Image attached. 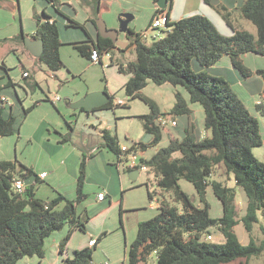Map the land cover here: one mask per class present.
Wrapping results in <instances>:
<instances>
[{
	"label": "trees",
	"instance_id": "trees-1",
	"mask_svg": "<svg viewBox=\"0 0 264 264\" xmlns=\"http://www.w3.org/2000/svg\"><path fill=\"white\" fill-rule=\"evenodd\" d=\"M93 1L94 17L81 23L72 17L76 12L72 4L59 0H36V29L30 36L44 41V50L36 59L53 72L64 66L60 47L62 29L66 27L85 32V39L72 41L71 44L88 59L93 49H97L100 56L109 53L113 64L116 50L124 52L131 46L135 49V60L126 63L118 60L117 65L120 72L129 74L124 84L129 99L141 97L149 105V112L140 114L139 118L150 140L135 141L131 148L146 150L158 145L164 132L169 135L167 146L141 160L148 172L155 173L156 186L171 192L173 201L162 200L158 214L138 223L136 238L127 246L128 264H144L153 252L157 255L156 264H227L238 259L249 261L261 255L264 237L258 241L251 233L259 224L264 236V225L258 216V211L264 209V161L255 156L253 148L263 144L264 133L260 119L248 109L234 89V78H227L216 65L224 56H228L241 77L252 75L243 56L250 52L264 56V0H241L237 7L241 16L256 26V34L237 28L232 9L222 0H203L232 28L231 35L222 34L213 21L203 14H192L172 21L170 12L173 0H169L166 8L162 9L168 16L163 29L166 34L154 37L147 43L144 32L130 27V34H126L129 44L125 49L117 47L111 38L99 34L97 18L102 9L100 0ZM65 10H69L70 14ZM65 20L69 23L65 24ZM90 27L97 30L95 35L89 32ZM25 36L21 33L17 38L25 44ZM256 73L264 80V67ZM24 78L32 89L37 87L33 76ZM150 81L157 85L170 83L182 86L188 95L184 96L183 91L177 90L173 107L163 112L156 101L141 94ZM17 85L10 75V68L2 62L0 136L19 134L27 114L39 103L36 101L30 107H24ZM2 95L13 101L4 103ZM113 100L111 95L110 102L97 109L111 107ZM195 103L204 110V128L207 132L204 136L195 121L188 120L192 114L190 105ZM256 107L264 115V105L257 104ZM79 109L85 110L83 107ZM160 115H170L178 121L187 118V122L184 127L178 122L176 126L167 128L159 122ZM102 138L109 150L122 154L117 135L105 128ZM67 140L69 138L65 137L61 143ZM220 163L244 190L246 199L243 200V208L237 203L234 187L212 178L215 166ZM31 172V167L17 160H0V264H18L21 259L32 256L43 258L46 239L68 224L69 233L60 243L64 251L72 231L80 229L87 232V222L111 204L107 196L106 205L89 211L87 219L83 220L76 207V202L85 198L83 170L77 175L75 200L63 194L52 199L37 197L32 184L26 185L23 194L17 193L13 181L15 178L25 179ZM181 178L193 184L197 202L180 186ZM208 189L221 201L223 213L219 217L210 214L206 198ZM148 194L152 199L153 192L149 190ZM240 222L250 234L247 243L241 241L235 230ZM211 226H217L222 232L223 242L207 239ZM101 236L96 238L94 245L75 249L73 255L64 258L60 264H91L94 248Z\"/></svg>",
	"mask_w": 264,
	"mask_h": 264
},
{
	"label": "rangeland",
	"instance_id": "rangeland-1",
	"mask_svg": "<svg viewBox=\"0 0 264 264\" xmlns=\"http://www.w3.org/2000/svg\"><path fill=\"white\" fill-rule=\"evenodd\" d=\"M174 1L175 9H177L183 0ZM120 2L124 4V8L134 6V8L139 10L137 16L130 21L129 26L135 31L144 32L147 43H150L154 37H163L166 34L163 30L164 28H154L151 26L155 11L153 0H117L113 5H109L106 11L99 16L106 22L108 27L111 26L112 22H116L120 14L123 13V9L119 6ZM74 6L77 9L78 16L82 17L83 9L81 6L76 2ZM36 7H38L36 0H0V64L5 62L10 68L11 77L18 83L16 88L18 94L23 99L24 107H30L36 101L44 103L40 108L37 105L29 111L20 127L19 134L0 136V160H17L28 167H32L37 172L42 169L48 170L47 173L50 176L53 175L57 178V184L63 186L65 194H70L67 197L75 200L77 199V192L74 194L70 193V186H68L72 176L70 172H67L66 166H60V160L69 150L79 146L80 140L78 136L74 137L73 140H67L64 144L62 143L63 147L61 149H55L54 146H51L52 152L50 153L46 148L43 149L45 145L47 146L48 138L55 136L54 128L56 123L60 125V130H69L70 123L62 117L59 111L61 103H65L67 98L76 95V93L85 95L93 91L102 90L108 91L115 100L119 99V97H124L123 99L128 103L127 107L120 106L115 111L112 107L101 109L109 110L110 122L113 124V129L110 132L113 135H118L120 145H126L127 147H132L134 140L142 139L144 142L150 140V136L144 132L142 120L139 118L140 114L149 112L150 108L141 97L129 99L124 88L129 74L118 70V60L126 63L136 59L133 46L124 52L116 50L113 64H111L110 55L107 54L102 59L103 63H93L91 59L82 56L74 45L71 44L72 41L70 40L75 34L63 28L60 54L64 66L60 70L53 72L49 70L46 64L39 62L28 51L25 44L17 38L22 32L26 37H30L32 34L33 28L36 26ZM232 11L234 25L237 28L247 29L256 34V26L250 20L242 17L239 10L233 8ZM129 13L131 12L129 11ZM214 13L216 16L212 15V19L218 30L222 34H232V28L226 24L222 16L215 12V10ZM117 26H120L119 21ZM124 35V33H121L120 37ZM252 57L251 54L243 57L246 66H255V62H257L258 66H264L263 57L258 56L259 58L257 59H253ZM216 66L224 71L222 73L227 78H234L232 79L235 81V84H233L235 85L234 89L237 90L236 92L248 109L260 119L264 133V115L256 107L257 104L264 105V91L261 94L254 95L249 93L248 90L245 93L243 91L245 86L244 88L240 87L237 83L238 80L235 79V75H232L236 70L228 57L224 56ZM24 70H28L30 76H33L37 81L38 84L35 89H32L27 79L24 78ZM178 88L183 91L185 96L188 95L184 87L179 86ZM175 91L172 84L157 85L150 81L141 90V94L156 101L160 108L167 109L174 102L173 93ZM53 95H59L62 101L58 99L54 102L51 99H47ZM192 105L195 109L193 119L204 136L207 132L204 128L203 107L197 103ZM115 112L117 115L114 114ZM106 124L107 122H104L103 126ZM55 143L57 144V142L53 144L55 145ZM168 143L169 135L164 132L162 141L158 145L150 146L144 150V154L139 157L138 162L142 158L151 157L159 148L167 146ZM79 150L81 149L78 148ZM253 152L257 158L264 161V142L262 145L254 147ZM48 155L54 159L57 170L54 171L53 168L48 167ZM73 166L71 165L72 168L75 167ZM77 167L78 175L81 172V163ZM86 170V172L84 170L83 182L85 198L76 202L78 215L83 220L87 219L89 211L105 206L108 200H105L102 204L97 202L98 190L101 187L98 186L93 177H90L91 166H87ZM155 177L154 172L144 171L141 177L133 181L136 184L135 187H127L124 194L121 192L111 194V204L102 208L100 212L87 222V232L80 229L72 231L65 252L62 255L58 249L61 241L69 233L70 226L68 224L46 239L45 256L43 258L40 259L37 256L25 257L18 264H60L64 258L71 257L75 249L82 248L87 244L89 238H97L99 235L102 236L94 248L91 264H105L107 261L110 264H128L127 246L136 238L138 223L154 217L159 212L158 201L162 199V194L160 193L161 189L156 186ZM212 178L234 187L237 203L239 206H243L246 194L236 184L233 175L227 172L222 163L215 166ZM147 182H149V188L154 191L153 199L148 196ZM179 184L183 190L190 194L195 202L198 201L196 190L190 181L181 178ZM51 187L44 180L38 184L36 193L45 196L42 197L44 199H51L52 196H55ZM104 193L106 195V192ZM171 195V192H165V196L168 199L172 197ZM206 198L210 206V214L213 217L221 216L223 213L221 201L214 195L211 189H208ZM170 201H173L172 198ZM176 204L181 207L180 204ZM258 216L260 222L264 225V209L258 211ZM209 232L212 234L213 241L223 242L225 240L217 226H211ZM236 232L243 242L246 243L249 240V235L241 222L237 225ZM251 235L258 241L264 237L259 224L255 226ZM156 259L157 255L153 252L144 264H156ZM227 264H264V251L261 255L252 257L249 261L238 259Z\"/></svg>",
	"mask_w": 264,
	"mask_h": 264
},
{
	"label": "crops",
	"instance_id": "crops-1",
	"mask_svg": "<svg viewBox=\"0 0 264 264\" xmlns=\"http://www.w3.org/2000/svg\"><path fill=\"white\" fill-rule=\"evenodd\" d=\"M59 1L62 3L68 2L69 4H72L73 6H74V3L76 2L81 6V8L83 9V16L82 17L78 16V12H77L76 8H75L76 12H74V14H72L73 19H75L78 22L85 23L89 18H93L95 15L94 9H93V5L95 3L93 0H59ZM240 1L241 0H222V2L226 6H228L230 9L235 8L236 10H238L237 7L239 6ZM115 2H117V0H100L99 4H100V8L102 9V11L100 12L99 16L101 15V13H104L106 11V9L109 5H113ZM153 3L155 5V11L153 14V17H154V15L156 14L157 0H153ZM173 5L174 6L172 7V10L170 12V17H171L172 21L181 19V18L188 16V15L198 13V14H203V15L207 16L208 18H210L214 22L212 17L216 16L214 13L215 9L212 8L211 6L207 5L203 0H183L181 5L177 9H175V1H174ZM119 6L121 7V9H123V13L120 14V16L117 18L116 22L111 23V26H109L110 28H118L117 23H118V21L120 23V17L124 13H129V11H130L131 13H134L135 15L134 14L133 15H134V17H136L137 13L139 11L137 8H134V6H131L129 8H124V4H122L121 2L119 3ZM38 11L40 12V9H38ZM65 12L70 14L69 10H65ZM215 12H217V11L215 10ZM67 23H69V21L65 20V24H67ZM35 29H36V26H35V28H33V32L35 31ZM64 29L75 34L74 36L71 35L72 39L70 41H78V40H82V39L86 38V34L82 29L73 28V27H66ZM89 32H91V34L95 35L97 33V30L94 27H90ZM139 32H141V31H139ZM232 33H233V31H232ZM247 54L248 55L251 54L253 56L252 57L253 59L259 58L258 56H261L264 58L263 55L252 53V52L247 53ZM247 54H245L243 57H245ZM226 57H228V56H226ZM230 62H231V60H230ZM259 67L263 68L264 66H258L257 62H255V66L249 67L252 71V75H250L246 78L241 77L237 72L234 73V75L236 77L235 79L238 80V82H237L238 85L242 88H244V86H245V88L243 90L245 93H247V90L252 95L263 93V91H264V80L259 74L256 73V71L258 69H260ZM166 84H170V83H164L162 85H166ZM233 86L235 87V85H233ZM174 89L176 91L180 90L177 86H174ZM176 91L173 93V95H174L173 104L171 106H169L167 109L160 108L163 112L169 111L173 107V105L175 103ZM85 95H87V94H85ZM85 95L76 93V95H73L72 97L67 98L65 103L64 102L61 103L59 111L62 114V117H64L70 123L69 130L68 131L60 130V125L56 123L55 124L56 126L54 128L55 136L52 138L51 137L48 138L47 146L45 145V147H43V149L46 148L49 151V153L52 152L51 146H54L55 149H59V148L61 149L63 147L61 141L65 137L66 138L68 137L70 140H73L74 137L78 136V138L80 140L79 146L77 148L74 147L73 149L69 150L67 152V154L64 157H62V159L60 160V164H61L60 166H62V167L66 166L67 172H70V174L72 176L70 184H68V186H70V193L74 194L77 192V173H78L77 172L78 171L77 165L79 163H81V169L80 170H83V171L85 170V172L87 171L86 170L87 166H89V167L91 166L90 177H93L94 180L97 182L98 186L101 187L100 190H98V193L103 192V191L106 192L105 198H107V196H108V198H110L111 194H113V193L121 192L122 194H124V191L127 187H135L136 186L135 182L133 183V181H135L139 177H141V174L144 171L141 170L140 168L129 167L126 159L124 157H122V155L115 154L114 152L110 151L109 148L105 145L103 138H102V130L105 128H107L109 130L113 129V124L110 122L111 118H110L109 110H107V109H100L99 110L96 108L97 110L94 109L91 111H87V110H81L79 108L72 107V103H74L75 101L84 97ZM184 96H185V94H184ZM53 97H54V95L50 96L49 98L51 100H53ZM123 98L121 97V99H123ZM60 100L62 101V99H60ZM116 100L115 99L113 100V103L111 106L114 111L116 108H118L120 106H125V107L128 106L127 102H126L127 106L125 105L126 103L117 105L115 103ZM43 104L44 103H39L38 104L39 108ZM190 107L192 110V114L190 115L188 120L194 121L193 116H194L195 109H194L193 105H190ZM114 114L117 115L116 112ZM186 120H187V118H186ZM186 120L180 119L178 122L181 126L183 125L182 127H184L186 122H187ZM104 122H107V124L105 126H103ZM140 140H142V139H140ZM135 141H139V140H134V142ZM54 142H57V144L55 143V145H54L53 144ZM64 143H66V142H64ZM78 148H80L81 150L78 151ZM98 152H100V153H98ZM101 155H102V157H101ZM47 158H48V162H49L48 167L51 169L53 168L54 171L57 170L56 166H55L54 159L50 155H48ZM71 165H74L75 167L73 166L74 168H72ZM44 171L47 172L48 170L42 169L39 172H37L36 170L33 169V172L29 173L27 175V177L25 178V180H28L30 182V184H28V185L32 184L34 186V191H35L36 196L40 197V198L45 197V196H41L40 194L36 193L38 184L40 182H43L44 180L49 184V186L50 185L52 186L51 190L54 193L53 195H55V196H52L51 199L56 197L58 194L64 195L65 194V192L63 191L64 188L62 185L59 186L57 184V182H56L57 178L56 177H54L53 175L50 176L49 173L46 175L45 178L40 177V174ZM52 173H54V172H52ZM148 183L149 182L146 183L147 192L150 190L151 192H153V195H154V191L151 190V188H149ZM41 188H39V189L41 190ZM165 192H167V191H163V190L160 191V193L162 194V199L159 200L160 204H161L162 200L166 199V200L170 201L172 198V197H170V199H168L165 196ZM167 193H169V192H167ZM69 195L65 194V196H69ZM148 196H149V194H148ZM48 197H50V196H48ZM105 198L104 199H98V194H97V202L98 203H102L104 200H106ZM153 198H154V196L152 197V199ZM240 208H243V206L240 205ZM236 227H235V230H236ZM247 234L249 235V239H250V234L248 232H247ZM90 239L91 238H89V240ZM89 240H88L87 244H85L83 247L90 246ZM241 241H242V239H241ZM243 243H245V242H243ZM65 249H66V247H65ZM65 249H64V251H62L60 248V245H59L58 251L62 255L65 252Z\"/></svg>",
	"mask_w": 264,
	"mask_h": 264
},
{
	"label": "water",
	"instance_id": "water-1",
	"mask_svg": "<svg viewBox=\"0 0 264 264\" xmlns=\"http://www.w3.org/2000/svg\"><path fill=\"white\" fill-rule=\"evenodd\" d=\"M169 0H157V5L164 9L166 8ZM134 18L132 13H124L120 17V26L118 28H109L106 22L100 17L97 18V24L99 29V34L103 37L111 38L115 45L121 49H125L129 40L120 39V33L130 34V21ZM23 33V32H22ZM25 46L29 50V52L35 56L39 57L44 50V41L40 38H32L25 36ZM111 95L108 91H93L80 98L79 100L72 103V107L80 108L83 107L87 111L94 110L99 107H103L105 104L110 102ZM26 184H30L28 180H26Z\"/></svg>",
	"mask_w": 264,
	"mask_h": 264
},
{
	"label": "built area",
	"instance_id": "built-area-1",
	"mask_svg": "<svg viewBox=\"0 0 264 264\" xmlns=\"http://www.w3.org/2000/svg\"><path fill=\"white\" fill-rule=\"evenodd\" d=\"M167 22H168L167 12L162 10V8H160L157 5L156 6V14L154 15V17L152 19L151 26L154 28H165L167 25ZM107 55H110V54L108 53ZM103 57L104 56H100L97 49H93L90 59H91V62H93V63H99L102 61ZM28 75H30L29 71L24 70L23 76H28ZM58 99H60L59 95H54L52 101H56ZM1 100L4 103H11L12 102V99L6 95H2ZM115 103L117 105L118 104H124V103H126V100L119 98L116 100ZM158 120L163 126H165L167 128L174 127L178 124L177 118H174L170 115H160ZM120 147H121V151H122L121 155H122V157H124L126 159L129 167L140 168L141 170L147 171L148 168L142 162V160L140 162H138L139 157L143 156V154H144V150L142 148L137 147V148L132 149L131 147H127L126 145H121ZM47 174L48 173L46 171H44L40 174V177L45 178ZM26 185H27L26 180L23 178H15V180L13 181L14 190L20 194H23V192L26 189ZM104 198H105L104 192L98 193V199H104ZM158 205H160V201H158ZM207 239H212V234H207ZM95 243H96V238L91 237V239L89 240V245L92 246ZM105 264H110V262L107 261V262H105Z\"/></svg>",
	"mask_w": 264,
	"mask_h": 264
},
{
	"label": "flooded vegetation",
	"instance_id": "flooded-vegetation-1",
	"mask_svg": "<svg viewBox=\"0 0 264 264\" xmlns=\"http://www.w3.org/2000/svg\"><path fill=\"white\" fill-rule=\"evenodd\" d=\"M120 34H121V33H120ZM119 38H120V39H123V38H124V39H127L126 33H125V35H124L123 37H120V35H119Z\"/></svg>",
	"mask_w": 264,
	"mask_h": 264
}]
</instances>
